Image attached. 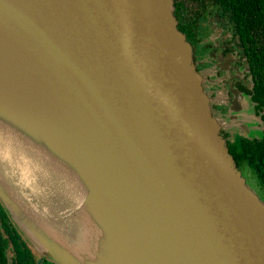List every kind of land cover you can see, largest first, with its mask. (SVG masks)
Instances as JSON below:
<instances>
[{
    "label": "water",
    "instance_id": "water-1",
    "mask_svg": "<svg viewBox=\"0 0 264 264\" xmlns=\"http://www.w3.org/2000/svg\"><path fill=\"white\" fill-rule=\"evenodd\" d=\"M174 8L0 0V198L55 264H264V199Z\"/></svg>",
    "mask_w": 264,
    "mask_h": 264
},
{
    "label": "flooded vegetation",
    "instance_id": "flooded-vegetation-1",
    "mask_svg": "<svg viewBox=\"0 0 264 264\" xmlns=\"http://www.w3.org/2000/svg\"><path fill=\"white\" fill-rule=\"evenodd\" d=\"M174 4L178 28L192 46L194 65L203 77L212 108L228 117L221 134L229 153L238 136L246 150L250 147L248 142L255 140L264 148V31L251 29L250 36L246 25L239 33L228 11L213 0H195L193 5L188 0H175ZM237 91L245 98L241 119L246 120L248 133L243 128L237 132L239 121L230 120V105ZM250 108L253 112L248 111ZM237 167L264 198L262 178L247 154ZM0 264H55L30 246L1 198Z\"/></svg>",
    "mask_w": 264,
    "mask_h": 264
},
{
    "label": "trees",
    "instance_id": "trees-1",
    "mask_svg": "<svg viewBox=\"0 0 264 264\" xmlns=\"http://www.w3.org/2000/svg\"><path fill=\"white\" fill-rule=\"evenodd\" d=\"M188 1L192 5L195 2V0H188ZM204 1L206 0H201V2ZM213 1H216L219 5H221L223 9L228 11L230 18L237 27V31L239 33L242 31V28L246 25H248L250 36H252V33L250 32L251 29H254L256 32L263 33L264 0H213ZM262 48H264V46ZM235 139L236 142L233 145V148L232 149L229 148V150L230 153L233 155L236 163L238 164L237 166L240 165L242 158L247 154L250 163L255 167L257 172L260 173V177L262 178L263 187H264V148L258 146L260 145V143L259 141L255 140V143L248 142L250 147L249 149L246 150L245 144L241 147L240 136H238V138ZM258 195L261 198H263L259 193Z\"/></svg>",
    "mask_w": 264,
    "mask_h": 264
},
{
    "label": "bare ground",
    "instance_id": "bare-ground-1",
    "mask_svg": "<svg viewBox=\"0 0 264 264\" xmlns=\"http://www.w3.org/2000/svg\"><path fill=\"white\" fill-rule=\"evenodd\" d=\"M6 126H8V125H6V124H0V132L2 131V129H4L6 131V133L9 135L10 134V131L8 130V128Z\"/></svg>",
    "mask_w": 264,
    "mask_h": 264
},
{
    "label": "rangeland",
    "instance_id": "rangeland-1",
    "mask_svg": "<svg viewBox=\"0 0 264 264\" xmlns=\"http://www.w3.org/2000/svg\"><path fill=\"white\" fill-rule=\"evenodd\" d=\"M248 111H249V112H253V109H252V108H250V109H248ZM247 184L251 186V184H250V183H248V182H247Z\"/></svg>",
    "mask_w": 264,
    "mask_h": 264
}]
</instances>
